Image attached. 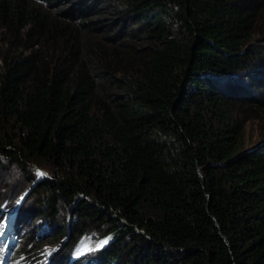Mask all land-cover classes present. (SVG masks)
<instances>
[{
    "label": "trees",
    "instance_id": "trees-1",
    "mask_svg": "<svg viewBox=\"0 0 264 264\" xmlns=\"http://www.w3.org/2000/svg\"><path fill=\"white\" fill-rule=\"evenodd\" d=\"M0 34L12 264H264V0H0Z\"/></svg>",
    "mask_w": 264,
    "mask_h": 264
},
{
    "label": "rangeland",
    "instance_id": "rangeland-1",
    "mask_svg": "<svg viewBox=\"0 0 264 264\" xmlns=\"http://www.w3.org/2000/svg\"><path fill=\"white\" fill-rule=\"evenodd\" d=\"M1 37L2 35L0 34V38ZM245 136L246 139H249L250 142H254L257 140L256 122H248L246 124ZM3 161L1 162L6 168L4 170L0 169V264H12V261L10 260L11 256L9 250L12 245L16 244L18 238L16 239V236H14L12 232L9 231V222L14 216L15 221H19V218L23 216L21 215V213L28 209L29 206H34L35 204H33V198L29 197L31 192V188H29V185L31 184L30 178H26V174L19 170L20 167L18 165H12L10 162H8V160L5 159ZM32 168L34 171L39 172V167L33 166ZM26 224L29 225V228L26 227L25 231L30 232L31 234L34 230L31 227L32 224L31 222H26ZM38 226V223L34 224L35 228H37ZM23 228H25V225H23ZM104 242L105 240L98 242L92 248V250L101 247ZM16 246H18V244ZM76 252L77 253L74 254L73 257H71L69 250H61V253L63 254H70L67 258H65L69 259V261L77 260V258L79 257L78 254H80V250H77ZM44 253L46 254V251ZM63 259L64 257L62 258V260ZM63 264H66V261Z\"/></svg>",
    "mask_w": 264,
    "mask_h": 264
},
{
    "label": "snow or ice",
    "instance_id": "snow-or-ice-1",
    "mask_svg": "<svg viewBox=\"0 0 264 264\" xmlns=\"http://www.w3.org/2000/svg\"><path fill=\"white\" fill-rule=\"evenodd\" d=\"M41 175H43V173H41ZM104 243H107V241H105Z\"/></svg>",
    "mask_w": 264,
    "mask_h": 264
}]
</instances>
